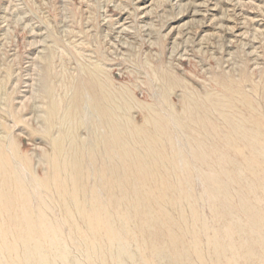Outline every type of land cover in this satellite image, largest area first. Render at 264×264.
Returning <instances> with one entry per match:
<instances>
[{
	"label": "rangeland",
	"instance_id": "1",
	"mask_svg": "<svg viewBox=\"0 0 264 264\" xmlns=\"http://www.w3.org/2000/svg\"><path fill=\"white\" fill-rule=\"evenodd\" d=\"M6 205L72 256L91 211L109 262L264 264V0H0L11 242Z\"/></svg>",
	"mask_w": 264,
	"mask_h": 264
},
{
	"label": "bare ground",
	"instance_id": "2",
	"mask_svg": "<svg viewBox=\"0 0 264 264\" xmlns=\"http://www.w3.org/2000/svg\"><path fill=\"white\" fill-rule=\"evenodd\" d=\"M99 84V83H98ZM92 85V84H91ZM101 89V93H102V96L104 95L103 94V91H102V88H101V86L100 85H98V89ZM93 89L95 90V88L93 87ZM99 89V90H100ZM97 92V91H96ZM95 93V92H94ZM96 97V96H95ZM210 99V98H209ZM96 105V108H95V110H96V112H97V109H98V113H100V114H102V113H104V109L101 107V105H100V102H96L95 101V104H94V106ZM256 124V123H255ZM258 125V124H257ZM242 126V125H241ZM240 126V127H241ZM247 128V127H246ZM257 128V127H256ZM241 131H243V130H241ZM256 132V131H255ZM243 133V132H242ZM246 134H247V136L245 137V136H243V139L245 138V140H243V141H251L252 139H253V136L251 135V133H250V130H248V129H246V132H245ZM244 133V134H245ZM255 135H256V133H255ZM255 137V136H254ZM227 138V137H226ZM226 141V140H225ZM200 142V141H199ZM198 142V143H199ZM227 142V141H226ZM242 142V141H241ZM224 143V142H223ZM200 144V143H199ZM233 145V144H232ZM235 145H237V144H235ZM234 145V146H235ZM194 146H195V144H194ZM197 147H199L198 146V144L196 145ZM203 148H204V145H201ZM233 146V147H234ZM237 147H238V145H237ZM245 147V146H244ZM202 148V149H203ZM231 148V147H230ZM229 148V149H230ZM239 148V147H238ZM195 149H196V147H195ZM240 149V148H239ZM257 149V148H256ZM211 150V152H212V148L210 149ZM235 150V149H234ZM194 151H197V149L196 150H194ZM200 151H202V150H199L198 152H200ZM205 151V150H204ZM232 151H233V149H232ZM231 151V152H232ZM236 151V150H235ZM242 151V150H241ZM239 153H240V151H238ZM197 152H195V155H197L196 154ZM216 153V152H215ZM251 153V152H250ZM126 154V153H125ZM199 154L200 153H198V157H199ZM207 154V153H206ZM214 154V153H213ZM219 154H220V152H219ZM203 156H204V154H203ZM209 156V155H208ZM222 157H223V155H221ZM216 157V156H215ZM218 158H219V156H218ZM217 158V159H218ZM247 158V157H246ZM194 159H195V157H194ZM198 159V158H197ZM202 159V158H201ZM204 159V158H203ZM205 159H206V157H205ZM209 159H211V158H209ZM220 159V158H219ZM200 159H198V161H199ZM223 160V159H222ZM221 160V161H222ZM227 160V159H226ZM252 160V159H251ZM209 161V160H208ZM211 161H213V160H211ZM216 161V160H215ZM254 161V160H253ZM201 162V161H200ZM223 162V161H222ZM202 163V162H201ZM245 163V162H244ZM251 163V162H250ZM218 164V163H217ZM224 164V163H223ZM221 165L222 167H224L225 165ZM233 166V165H232ZM219 167V166H218ZM239 167V166H238ZM249 167V166H248ZM250 168V167H249ZM5 170V169H4ZM3 170V171H4ZM212 170V169H211ZM226 170V169H225ZM234 170H236L235 168H234ZM240 170V168L238 169V171ZM210 171V170H209ZM241 171V170H240ZM239 171V172H240ZM212 172V171H211ZM215 172V171H214ZM230 172V171H229ZM232 172H234L233 170H232ZM242 173V172H241ZM223 174V173H222ZM225 174V173H224ZM238 175V174H237ZM218 176V175H217ZM231 176H232V174L230 175V178H231ZM208 177V176H207ZM238 177L240 178V176L238 175ZM219 178V177H218ZM230 181H231V179H229ZM213 181V180H212ZM222 181V180H221ZM234 182V181H233ZM262 182V181H261ZM211 183V182H210ZM263 183V182H262ZM214 185V184H213ZM219 185H220V183H219ZM224 186H222L221 187V190H222V188H223ZM2 188V187H1ZM136 188V187H135ZM210 188V187H209ZM213 188V187H212ZM217 188H219V187H217ZM225 188V187H224ZM223 188V189H224ZM215 189V188H214ZM211 190V189H210ZM216 190V189H215ZM219 191V192H222V191ZM243 190V189H242ZM212 191V190H211ZM214 191V190H213ZM137 192H138V190H137ZM166 192V191H165ZM215 192V191H214ZM136 193V192H135ZM211 194L213 193V192H210ZM218 193V192H217ZM141 194V193H140ZM148 194V193H147ZM152 194V193H151ZM160 194V193H159ZM215 194V193H214ZM149 195V194H148ZM160 195H162V194H160ZM213 195V194H212ZM218 195L219 194H217V196L216 197H218ZM139 196V195H138ZM159 196V195H158ZM145 197V196H144ZM160 197V196H159ZM214 197V196H213ZM162 199V198H161ZM211 200V199H210ZM215 200H217V199H215ZM93 201V200H92ZM85 202V201H84ZM84 202L82 203V205H84ZM215 202V201H214ZM218 202V201H217ZM93 203V202H92ZM241 203V202H240ZM66 204V203H65ZM214 204V203H213ZM76 205V204H75ZM91 205V204H90ZM94 205V204H93ZM150 205V204H149ZM216 205H218V204H216ZM10 206L11 205H6V208H7V210H6V213H7V216H9L10 218L12 217V215H14V212H19L21 215L19 216L20 217V219L23 221V223L22 224H18L16 227H15V225H11V226H13V227H11L12 229H14V231H15V233H16V235H18L17 237H13V240L11 241V242H9L8 240L10 239V237H9V235H11L10 233L9 234H6V232H4L3 230H4V228H2V226L0 227V240H3V241H6L7 240V242H6V244H2V246H0V264H59V263H64V264H109V263H111V264H125L122 260H120V259H118V258H115V255H117V256H119L118 254H114V257H112V259H111V262H109L108 261V257L106 256V254L105 253H103V251H102V246L100 245V242H99V245H97V243L96 244H94V242H89V240H88V242L86 241L87 240V238H93V237H91V235H90V232L92 233V230H96V228H97V226H96V224L95 223H93V220L94 219H92V217H91V214H90V208H89V213H87V214H85L86 216H85V218H86V222H88V224H86L87 226H88V229H89V231H81V229L80 228H76L77 229V232H76V234H79V236L82 238V246H80V251H81V253H80V256H77V255H74V256H72V255H70V253H69V251H68V249L64 246V244H62L61 242H59V241H55L54 240V238L51 240V236H49L46 232H48L47 230H48V228L46 227V225H44L43 226V231L41 230V232H42V235H39L38 236V234H37V231L34 229V227H36L35 225V222L32 220L33 218H31V215H30V213H28L27 212V209H26V206H24V205H21V206H19V207H17L16 206V208H12V210L11 211H8L9 209H10ZM220 206V205H219ZM93 207V206H92ZM96 208H97V206H95ZM94 207V208H95ZM81 208V207H80ZM77 209V208H76ZM82 209V208H81ZM80 209V210H81ZM261 209V208H260ZM253 211H256V210H253ZM1 212V211H0ZM144 212V211H143ZM231 212V211H230ZM234 212V211H233ZM92 213V212H91ZM93 213H97L96 211H94ZM98 213H99V215H100V212L98 211ZM145 213H147V214H151L150 213V210L149 209H145ZM257 214H259V211H258V213ZM103 215V214H102ZM230 215H231V213H230ZM234 215L236 216V212L234 213ZM81 216H82V214H81ZM107 216V215H106ZM147 216V215H146ZM250 216V215H249ZM252 216V215H251ZM255 215L253 214V217H254ZM263 216V215H262ZM95 217H96V215H95ZM100 217H101V215H100ZM148 217H150V216H148ZM256 217V216H255ZM254 217V218H255ZM258 217V219H260L261 220V218H260V215H258L257 216ZM104 218V217H103ZM108 218V217H107ZM146 218V217H145ZM257 219V220H258ZM262 219H264V218H262ZM102 220V219H101ZM108 220V219H107ZM112 220V223H113V218L111 219ZM235 220H240V219H235ZM256 220V222L258 223V221ZM18 222H22V221H20V220H17ZM14 222V223H18V222ZM148 221V220H147ZM231 221V223H233L232 221H234V220H230ZM255 221V220H254ZM262 221V220H261ZM261 221H259V222H261ZM92 222V223H91ZM96 222V221H95ZM102 223H106L107 224V221H106V219H104V220H102L101 221ZM264 222V221H263ZM0 223H1V221H0ZM150 223H151V221H150ZM35 224V225H34ZM100 223L98 222V225H99ZM109 224H110V222H109ZM234 224V223H233ZM240 223H239V221H238V223L236 224V227L239 225ZM94 225H95V229L93 228L94 227ZM101 225V224H100ZM104 225V224H103ZM93 226V227H92ZM106 226V225H105ZM113 226H114V224H113ZM10 227V226H9ZM8 227V229L10 230V232H11V229ZM99 227V226H98ZM100 227H102V226H100ZM104 227V226H103ZM110 227V226H109ZM114 229H115V227H113ZM240 228V227H239ZM87 229V230H88ZM114 229H112V230H114ZM241 229V228H240ZM240 229H238L237 230V228H236V233L237 234H241V232H240ZM105 230H106V228H105ZM111 230V229H110ZM97 231V230H96ZM103 231V230H102ZM115 231H116V229H115ZM112 233L111 234H114L115 235V233L116 232H113V231H111ZM231 232V231H230ZM97 233H98V231H97ZM104 233H105V231H104ZM233 233V232H232ZM106 234V233H105ZM234 234V233H233ZM90 235V236H89ZM94 235V234H93ZM107 235H108V233H107ZM13 236V235H12ZM88 236V237H87ZM110 236V235H109ZM121 236V235H120ZM119 236V237H120ZM257 236V235H256ZM254 237L253 239L254 240H257L258 238H260V237ZM118 236H116V238H117ZM118 237V238H119ZM234 237V236H233ZM45 238H49L50 240H51V245L49 246V247H46L45 245H42L41 243H43V244H45L44 242H43V240L45 239ZM97 238H98V236H97ZM100 238H101V236H100ZM108 238V237H107ZM109 238H111V237H109ZM114 238V237H113ZM117 238V239H118ZM230 238H231V236H230ZM43 239V240H42ZM233 239V240H232ZM231 240L234 242V244L236 245V247H237V241H236V239L235 238H232ZM252 239V240H253ZM95 240V239H94ZM93 240V241H94ZM102 240V239H101ZM116 239L114 238V241H112V239L110 240L111 242H112V245L113 246H115V248H114V250L116 249V250H118V251H120V252H122V254H124L125 253V244L122 242H120L119 240L118 241H115ZM259 240H261V238L259 239ZM2 241V242H3ZM258 241V240H257ZM97 242V241H96ZM103 242V241H102ZM241 242L242 243H245L246 242V240H241ZM258 244H260V243H258ZM263 244V243H262ZM249 245V243H247V244H245L244 246H242L241 247V249H246L247 250V253H245V254H249L250 253V256H251V252H252V250H249V249H247V246ZM103 246H104V242H103ZM264 246V245H263ZM20 247H21V250H19L20 249ZM43 247H45V249L43 248ZM102 247V248H101ZM152 248H154V246L152 247ZM264 249V248H263ZM232 250V249H231ZM153 251V250H152ZM232 255L234 256V255H238V252H237V249H234L233 250V252H232ZM252 258H253V253H252ZM261 263H262V261H261ZM260 264V263H259Z\"/></svg>",
	"mask_w": 264,
	"mask_h": 264
}]
</instances>
